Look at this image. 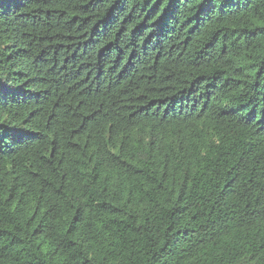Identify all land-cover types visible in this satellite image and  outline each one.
<instances>
[{"label": "trees", "instance_id": "1", "mask_svg": "<svg viewBox=\"0 0 264 264\" xmlns=\"http://www.w3.org/2000/svg\"><path fill=\"white\" fill-rule=\"evenodd\" d=\"M0 264H264V0H0Z\"/></svg>", "mask_w": 264, "mask_h": 264}]
</instances>
